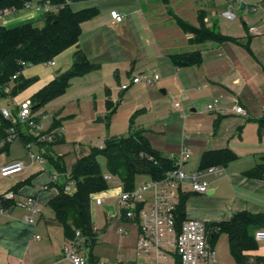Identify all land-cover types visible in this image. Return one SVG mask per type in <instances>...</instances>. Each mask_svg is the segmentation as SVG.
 Masks as SVG:
<instances>
[{
    "label": "rangeland",
    "instance_id": "1",
    "mask_svg": "<svg viewBox=\"0 0 264 264\" xmlns=\"http://www.w3.org/2000/svg\"><path fill=\"white\" fill-rule=\"evenodd\" d=\"M194 1L197 2L195 6L201 4V8L204 9L205 0ZM242 1L246 7L250 6V8H246L240 17L229 21L222 17L221 14V9L227 5V1L215 0V6L212 9L213 14H210L211 21H209V27L206 26V28L213 29L214 27L221 35L233 37L237 40L243 39L246 36L244 26L247 29L255 28L259 35L256 38L261 39L262 48H264V11L262 0ZM107 2V0H99L92 3L82 2L74 6L72 5V10L74 11L94 7V5V8H97L96 6L100 8V11L98 10V14L94 17V21H97L95 24L89 21L83 23L79 39V43H81V47L86 51L87 57L101 66L99 67L100 71L71 79L63 95L49 101L33 113V121H36L41 126L42 134L48 132L50 123H61L62 128H59V132L63 136V143L53 145L51 150V146H49L50 142L46 141L45 144L48 145L47 152L45 156H42L44 165L40 166L32 164L30 161L31 154L34 156L44 154L37 145L32 144L29 148H26L19 140H13L8 154L5 152L0 153V166L6 160L20 159L24 163L25 169L17 175L0 178V192L10 189L13 185L26 183L19 189L21 196H33L31 195L32 193L39 191L40 187L48 182L49 174L57 176L58 181L63 182V176L59 177L48 160L50 158L57 160L58 157L63 160L66 180L69 181L68 185L72 191L74 187L70 181V176L76 163L79 148H84L86 152L92 149H102L106 139L126 136L128 134L129 120L132 115H135L132 119L134 128H144L152 131L148 139L150 146L154 150L169 157H178L184 145L192 155L188 160L187 166L183 167V170L190 172L198 168L200 157L197 156L196 152L193 153L191 145L194 144V140L200 137L206 140L207 138L210 139L214 132V122L210 120L213 115L210 113H191L190 109L193 108L178 98V91L174 87H169L167 95L161 92V89H164L163 87H159L160 71L156 67L158 60L153 55V51L156 48V41H154L156 35L146 25L139 10L138 2L132 0L129 5V13H131L130 25L128 30L123 34H119L112 28L104 25V18L109 15L111 10L106 5ZM163 2L160 0L158 3L173 16L174 11L170 9H174V7L170 5H174V1ZM195 13L202 19L207 12L206 10L197 9ZM172 19H169V22L172 23ZM175 19L185 22L181 18L179 19V17H175ZM191 22V24H196L197 21L191 20ZM171 23L169 26L167 25V34L170 36L180 35L181 31L179 28L174 23ZM221 50L222 53H230L232 51L233 62L237 64L242 79L248 82L250 74L247 70L252 60L250 61L246 50H231L229 48L226 51H224V48ZM217 51L218 49L210 51L208 52L210 54L206 55L205 70L207 66L209 68L208 71L211 70L213 73L215 70H218ZM73 52V48L64 51L54 59L55 66L53 67L47 64L25 67L24 78L26 80H33V84L17 94L11 101L9 100V103L2 101L0 108H7L10 112H13L17 104L22 100L29 99L32 94L39 91L43 85L52 81L55 76L66 72L70 68ZM214 63L216 67L212 65ZM133 65L134 67H132ZM115 70L119 71L118 81L113 74ZM154 76H157L158 79L152 84H147L146 80L153 79ZM133 78H138L140 84L131 85L129 89L123 92L121 86L128 87ZM200 85L198 81L194 83V87H199ZM107 100L113 104L115 111L106 120L105 117L108 114L106 107ZM242 100L250 102L249 86L246 87ZM176 103L181 106V111L174 110ZM247 104L248 106H252L253 100ZM196 108H198L197 111L200 110L199 106ZM136 111L138 113L134 114ZM245 112L247 113L246 110ZM188 117L190 119H187ZM18 128L24 132L28 128V124H16L15 129ZM184 135H186L187 140L181 143L182 136ZM189 139L192 140V143L189 142ZM261 140L264 144V133L261 134ZM97 160L101 168L105 169L104 158L99 156ZM240 161V164H244L249 160L247 156H242ZM213 179L208 177L206 181L210 184V180ZM41 193L51 194L53 191H42ZM119 194V189L114 188L113 185H109L107 190L97 197H93L90 204V216L92 226L97 232L98 237H102L108 244H114V247L120 252L122 261L127 262L135 256L134 249H132L133 240H124L126 244L124 243L123 245L128 246V248L122 249L118 244V238L113 237L114 232L105 235L109 227L106 218H117V198ZM96 198L102 199L104 201L103 205L97 206L95 204ZM40 207L42 208V206ZM95 231L93 233L96 236ZM48 232L53 242H58L61 239L62 234L59 231L51 229ZM35 235L41 237L43 241L47 239L46 231L41 224L38 225ZM30 251L33 254V248ZM81 254L85 256L84 252ZM167 264H174V260L169 259Z\"/></svg>",
    "mask_w": 264,
    "mask_h": 264
},
{
    "label": "crops",
    "instance_id": "2",
    "mask_svg": "<svg viewBox=\"0 0 264 264\" xmlns=\"http://www.w3.org/2000/svg\"><path fill=\"white\" fill-rule=\"evenodd\" d=\"M94 1L99 0H85L79 3H92ZM107 1L108 2L106 3V5L111 10L109 12V15L104 18L103 23L106 27L112 28L119 34H123L126 30H128L130 25L131 13H129V5L132 0ZM135 1H137L139 4V10L146 25L150 28V31L154 35H156L154 39V41H156V48L153 51V55L155 56V59L158 60V63L156 65L158 71H160V79L158 80V82H160L159 87H163L164 89H161V91H164L163 94L167 95L169 87H174L175 90L178 91V98H180L186 104L190 105V107L193 108L190 109V112L194 114L207 113L204 111V107L212 99H218L221 103V106L224 108L223 112L216 111L210 113L211 115H213L212 118L210 117V120L214 122V132L211 136L212 139L210 137V139L207 138L206 140L205 138L200 137L194 140V144L191 145L193 153L196 152L197 156L200 157L199 166L195 171L200 169L201 156L206 151L227 149L236 156L234 160L230 161L226 165H213L219 168L221 170V173L205 176V180L208 177L214 179L210 180V184L206 181L207 191L204 194L193 193L186 187L183 189V194H186L184 209L185 218L202 221L205 225L208 226L215 223L228 222L232 218V216L238 212H246L253 215L264 213V178L250 179L245 176V172L251 170L258 163L260 155L264 153V144L261 140V134L263 132L259 131L256 123V120L261 118L264 114V48H262L261 39L256 38L257 36H259L257 34L258 31L254 34L249 33V29H247L243 25L246 31V36L243 39L237 40L233 37H229L231 39H235L236 41H231L223 44L206 43L202 46L197 47L190 44V39L192 36L190 34H185L178 27L176 22L177 19H175V17H179V19L181 18L185 21V23L193 27H198L199 17L195 12L197 9L206 10L207 13L203 16L202 22L205 26L209 27L208 24L209 21H211L210 14H213L212 9L215 6V0H205L206 3L203 5L204 9L201 8V4H199V6H195V4L197 5V2H195L194 0H161L164 2L174 1V5H170L171 7H174V9H170L171 11H174L173 16H171L170 12L168 10L166 11V9L161 6L160 3H158L160 2V0ZM79 3H76V5ZM228 6L229 5L227 3V5H225L221 9V14L228 8ZM96 7L98 14V10L100 11V8L98 6ZM249 7L250 6L246 7L245 5L239 7L236 4H233V6L230 8L232 13L235 15V18L233 20L240 17L243 11H245L246 8L249 9ZM113 13H119L122 15V19L119 23L114 21L112 17ZM41 15L42 14L37 13L33 8H24L18 11L3 14L0 17V24L5 28H13L25 23H31L35 27H42L43 22L41 20ZM169 19H172V23H174L175 26L179 28L181 34H183L182 36L181 34L177 36H170L167 34V27L171 23L169 22ZM94 20L95 18L93 17L91 21L89 20V22L95 24L97 21ZM188 20L190 23L188 22ZM191 20L197 21L196 24H191ZM78 47L87 57L86 51L83 47H81V43H79V41ZM71 48H73L75 51L74 47ZM222 48H224V51H226L227 48L231 50H246V54L250 58V61L252 60L249 65L250 69L248 68L247 70V72L250 74L248 82L242 79L237 64L233 62V55L231 53L232 51H230V53H222ZM197 49H200L202 55V62L200 65L186 66L182 68H175L172 65L169 58L171 54L192 52L193 50ZM217 49V65L219 67L218 70H215L213 73L211 72V70L208 71V66L205 70L204 63L206 55L210 54L208 52ZM87 59L92 63L98 64L96 62H93L88 57ZM212 65L216 67L215 63ZM132 67H134V65ZM24 71L25 70H23L22 72L23 77ZM99 71L100 69L89 74L97 73ZM113 74L118 81L119 71L115 70ZM196 81L201 84L199 86L200 88L194 87V83ZM139 84L140 81L138 83H132L130 81V85L122 91L125 92L131 85ZM45 85H43L42 88ZM247 86H249L250 102L253 100L252 106H248L247 103L250 102L242 100V96ZM11 99L12 98H10L9 100L11 101ZM27 100L30 101V98ZM2 101L7 102V100ZM235 104L247 111L246 117H242L233 112L232 107ZM197 106H199L200 108L199 111H197ZM17 107L13 111L14 113L17 112ZM174 110L181 111V106L179 105L178 109L174 107ZM15 115L16 113L13 116ZM184 119H186V117H184ZM187 119H190V117H188ZM52 124L50 123L49 127ZM61 125L62 124L60 123L59 126L61 127ZM59 128L57 129V132H59ZM145 130H147L148 132V137L149 134L152 133V131L148 129ZM24 134H26V136L30 135L31 137L36 138L35 133L33 131H30L29 129L25 130ZM58 135H60L63 140V136L60 132L58 133ZM16 139L19 140L26 148H29L32 144L37 145L40 151L44 152L43 155L41 154V157L46 155V149L48 148L47 145H42L41 143L38 144L36 142L27 143L26 145H24L20 138L17 137L14 140ZM186 140V135L182 136L181 143L186 142ZM12 141L4 142L5 144H8L6 151H3L6 154H8L9 152V147ZM189 142L192 143V140L189 139ZM4 143L0 144V148L4 146ZM56 144L60 143H55L53 145ZM53 145H50L51 150ZM183 147L185 148L184 145L182 146V148ZM80 150L86 151L81 147L79 148V152ZM161 155L169 157L166 154ZM191 155L192 153L190 152V157ZM242 156H247L249 161L244 164H240L239 162H241L240 160ZM12 161L22 162V160L20 159L6 160L1 164L0 167ZM30 161L32 164H38L40 166L44 165L32 161L31 159ZM187 164L188 161L182 166V169L183 167H186ZM24 169L22 170V172L24 171ZM51 176L52 175L49 174L48 182L44 183L43 185L49 183ZM25 184L22 183L15 186L13 185L10 189L0 192V194L11 191L14 193L15 199H24L27 196L22 197L19 189ZM43 185L40 187L39 191L31 194L33 195L32 197H34L39 206V213L35 216L36 219L34 226H31L28 223L24 222V217L28 216L27 211L13 207L10 203L7 205V213L4 216H0V264H70L68 261L63 259L62 255V245L68 238L65 237L63 229L53 222V213L48 207V202L53 197H55L58 192L56 183L50 185L47 190H42ZM110 185H113L114 188L120 190L116 182L110 183ZM50 190H52L53 193H41L42 191L47 192ZM101 193H98L95 197H97ZM103 202L97 206L103 205ZM40 206H42V208ZM106 220L109 227L107 228L105 235H108L110 232H114L113 237L118 238V244L122 249L128 248V246L123 245L125 243L124 240H133L132 249H134L137 238L135 229L130 227L127 223L117 222L116 219L106 218ZM40 224L46 231L47 239L44 241L41 237H39L38 240L33 238L37 231V227ZM119 226L126 228L129 234L126 236L118 235L117 227ZM51 229H55L62 234L63 237L61 236V239L58 242H53L50 239L48 230ZM261 229H264V224L263 226H260V228L255 229L254 232ZM95 233V242L93 244H87L81 250V253L84 252L85 256H87L90 260L113 262L117 259L122 264H134L136 262L135 256L129 259L127 262L122 261V259L120 258V252L114 247V244L106 243L102 239V237H98L96 231ZM255 244L256 245L253 249L244 252V255L247 258V262L248 264H251L253 262L264 264V241H255ZM31 248H33V254L30 251ZM213 248L215 251L217 264H235L229 251L228 239L226 234H220L216 238ZM169 259H173L174 264H176V260L172 257L168 258L167 261L161 262V264H167ZM144 260V258H139L137 262L142 263Z\"/></svg>",
    "mask_w": 264,
    "mask_h": 264
},
{
    "label": "trees",
    "instance_id": "3",
    "mask_svg": "<svg viewBox=\"0 0 264 264\" xmlns=\"http://www.w3.org/2000/svg\"><path fill=\"white\" fill-rule=\"evenodd\" d=\"M85 0H0V17L4 13L24 9L32 2L39 4L49 3L61 6L56 13L41 15L42 27H35L31 23H25L13 28H5L0 24V98L5 100L7 95L4 89L10 88L9 99L14 98L21 91L28 88L34 81L26 80L22 72L27 66L47 64L54 60L65 50L74 47L70 68L50 81L38 92L30 97L33 112H36L49 101L63 95L73 78L82 77L99 69V64L87 59L83 51L78 47L81 25L97 15L96 8L72 10V5ZM264 5V0H262ZM250 8V7H249ZM199 18V26L193 27L183 21H176L178 27L190 34V44L202 46L206 43L223 44L236 41L220 35L213 29L206 28ZM175 68L200 65L202 55L200 49L192 52L171 54L169 56ZM16 76L14 80L12 77ZM108 114L106 120L115 111L113 104L107 100ZM136 111L134 114H137ZM14 115V112H13ZM129 120L128 134L124 137H110L106 139L102 149H92L89 152L80 150L73 167L70 181L74 183L72 193L64 192L66 180L63 160L48 159L55 172L63 176L64 181L56 183L57 194L48 202V207L53 213V222L63 229L66 238H71L75 231H79L88 244L95 242L94 228L90 216V204L93 197L108 189L110 183L105 180L111 176L116 184L124 191L131 190L140 179H160L167 172L175 169V157H166L154 150L149 143L147 130L133 127L132 119ZM36 122V121H35ZM259 131L264 133V114L256 120ZM19 124V123H17ZM59 123L49 127L46 135L51 136L50 145L63 142L57 129ZM11 122L2 118L0 114V144L5 142ZM28 129V128H27ZM26 129V130H27ZM17 137L24 145L27 143H41L36 138L26 136L19 128L16 129ZM36 142V143H37ZM48 146V145H47ZM8 144L0 148V152L6 151ZM105 160V169H102L97 160L98 157ZM236 156L227 149L206 151L200 160V169L213 165H226ZM245 176L250 179L264 178V153L260 155L258 163ZM52 184H49V186ZM186 194L181 193L175 210V218L178 225L185 219L184 209ZM264 224V213L249 214L246 212L235 213L228 222L206 225L211 245L214 246L216 238L220 234H226L229 251L235 264H248L244 255L245 251L255 247L254 230Z\"/></svg>",
    "mask_w": 264,
    "mask_h": 264
},
{
    "label": "built area",
    "instance_id": "4",
    "mask_svg": "<svg viewBox=\"0 0 264 264\" xmlns=\"http://www.w3.org/2000/svg\"><path fill=\"white\" fill-rule=\"evenodd\" d=\"M228 8L222 13V16L227 20H233L235 15L230 8L233 4L243 6L242 0H226ZM25 8H33L37 13H56L61 6L52 5L49 3L39 4L32 2L26 5ZM264 9V5H263ZM5 14V13H4ZM112 17L115 22L119 23L122 15L113 13ZM249 33H257L255 28H250ZM48 66H55L54 60L47 62ZM20 66L25 68L27 64L20 63ZM16 76L12 77L14 80ZM158 79L154 76L153 79L146 80L147 84H152ZM138 78H133L132 83H138ZM127 87L121 86V90ZM4 94L7 95L9 103L10 88L4 89ZM3 99L0 98V102ZM179 108L178 103L174 105ZM232 110L235 114L246 117L245 110L233 105ZM207 113L223 112L224 108L218 99H212L204 107ZM0 114L3 119L11 122V127L8 130V135L5 139L10 142L17 138L15 125L17 123L28 124L30 131L36 135V139L40 142H49L51 136L42 134V128L33 121V108L28 100L21 101L18 104L16 115L13 116L7 108H0ZM175 162V169L167 172L160 179H142L129 190L124 191L120 188V194L117 198L118 215L117 222L127 223L136 231V242L134 246V254L136 262L134 264H161L172 257L176 260V264H217L216 255L213 246L210 242L209 233L206 225L202 221L185 218L180 225L177 224L175 218V210L179 202V196L183 193L186 187L193 193L204 194L207 191V182L205 176L220 174L221 170L215 166L205 169H199L194 172L187 173L182 169V166L189 160L190 152L186 148H182ZM30 159L41 165L44 160L41 156L30 155ZM24 169L21 161H12L0 167V177L8 178L16 175ZM105 180L108 183H114L115 180L111 176H106ZM58 177L52 175L48 184L43 185L42 190H47L49 184L58 183ZM73 187L74 183L72 182ZM68 183L64 186V192L72 193ZM102 199L96 198L95 204L100 205ZM12 204L13 207L23 209L28 212V216L24 217V222L31 226L35 225V216L39 213V206L34 197L28 196L24 199H15L13 192H5L0 194V216L7 213V205ZM117 233L120 236L129 234L126 228L117 227ZM254 240L256 242L264 241V229L254 232ZM34 239L38 240L39 236L35 235ZM88 242L84 239L79 231H75L71 238L65 240L62 245L63 259L70 264H122L119 260L113 262L92 261L87 256L81 254V250ZM139 258H144L142 263L137 262ZM259 264V263H251Z\"/></svg>",
    "mask_w": 264,
    "mask_h": 264
},
{
    "label": "water",
    "instance_id": "5",
    "mask_svg": "<svg viewBox=\"0 0 264 264\" xmlns=\"http://www.w3.org/2000/svg\"><path fill=\"white\" fill-rule=\"evenodd\" d=\"M162 93L164 92V91H161Z\"/></svg>",
    "mask_w": 264,
    "mask_h": 264
}]
</instances>
